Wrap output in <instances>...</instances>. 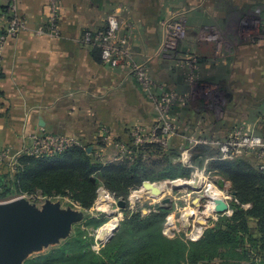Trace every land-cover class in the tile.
Listing matches in <instances>:
<instances>
[{
  "label": "crops",
  "instance_id": "crops-1",
  "mask_svg": "<svg viewBox=\"0 0 264 264\" xmlns=\"http://www.w3.org/2000/svg\"><path fill=\"white\" fill-rule=\"evenodd\" d=\"M208 1V18H191L188 38L162 50L164 33L156 20L167 7L159 0H60L57 39L31 28L0 43V149L15 153L26 133L47 130L79 138L90 155L109 154L116 150L108 136L126 148L131 124L153 127L157 99L165 93L174 98L169 115L179 131L186 125V134L224 136L232 120L264 134L253 118L264 109V34L247 35L238 21L233 28L232 13L225 18L218 0ZM250 1L253 10L264 11L258 0ZM10 3L31 26L48 20V0H0V14ZM115 12L124 20L120 34L129 38L134 59L152 78L149 87L129 65L105 64L101 48L84 40L86 31L105 27Z\"/></svg>",
  "mask_w": 264,
  "mask_h": 264
},
{
  "label": "trees",
  "instance_id": "trees-1",
  "mask_svg": "<svg viewBox=\"0 0 264 264\" xmlns=\"http://www.w3.org/2000/svg\"><path fill=\"white\" fill-rule=\"evenodd\" d=\"M1 14L10 15V8ZM0 75L2 78V71ZM1 162L0 197L40 186L46 194L70 191L84 207L95 203L98 180L92 174L96 172L113 182L110 188L118 190L117 196L121 194V184L139 186L145 179L136 176L141 162L135 161L131 167L105 165L97 162L85 145L39 156L22 154L14 167L6 160ZM216 165L232 181L239 205L231 216L221 217L208 227L198 240H185L182 234L168 236L164 231L166 209L146 217L125 209L119 231L101 252L91 249L79 230L47 253L27 259L25 264H242V260L264 264V172L249 156L219 160ZM244 203L251 206L242 207Z\"/></svg>",
  "mask_w": 264,
  "mask_h": 264
},
{
  "label": "built area",
  "instance_id": "built-area-1",
  "mask_svg": "<svg viewBox=\"0 0 264 264\" xmlns=\"http://www.w3.org/2000/svg\"><path fill=\"white\" fill-rule=\"evenodd\" d=\"M49 15L47 22L38 27L33 28L37 34L49 33L51 37L60 36V30L57 28V22L59 20V0H48ZM9 8L11 10L10 15L1 14L0 20L2 22V27L0 28V43L3 44L9 37L17 36L20 32L24 30H29L32 27L28 24L27 20L19 15L16 4L10 3ZM169 18L163 23L164 31V41L161 45L162 50H168L169 48H174L179 41L185 40L189 36V29L187 25V20L184 16L174 18ZM124 25V20L118 13H112L108 17L107 25L103 28L97 30H88L85 33V42L91 45H97L101 48L102 58L105 64L113 67H117L123 64H127L131 67L134 76L145 86L149 87L152 84V78L148 73L146 66L142 63L137 62L134 59L133 48L130 44V40L127 36L120 34ZM0 73H1V62H0ZM1 81V75H0ZM174 103V98L171 94H162L157 99V105L159 108V118L155 125L148 129L146 126L139 124L131 127V143L129 146L126 144L118 143L116 140L109 138L108 141L110 145H115L111 154L115 160H121L123 157L125 159H132L136 156L135 151L140 148V145L144 143L156 142L162 146H168L169 140L172 136H177L179 131V126L174 117L170 116V109ZM185 139H188L189 148L185 150L187 155L185 156L186 161L191 164L192 153L188 150L197 146H208L215 148L217 150V159L221 161L234 160L242 156H249L255 160L258 168L264 172V134L254 132L247 129L244 126H236L231 128L230 132L224 136H218L215 134H207L204 132L192 135H185ZM24 146L15 153H10V150L4 149L0 151V161H8L11 167L17 164V159L22 154H34L42 155L46 153H55L64 151L74 145H82L79 138L61 132H52L47 130L29 132L24 135ZM129 144V142H128ZM184 154V153H183ZM216 159V157L206 158V162L203 167H197L195 171L192 172L190 177L192 180H196L198 184L196 185H186L193 187L209 186L205 192L208 199L202 201V197L198 198V203L192 208L185 209L181 216H177L176 212H168L165 215V233L173 237L180 232H184L192 240L199 239L209 224L211 215L213 217L214 223L217 222L219 216L221 215L218 210H211L209 207L212 202V189L219 191L221 196L224 197L226 201V195L223 190H218L216 183L206 176L205 171L208 170L206 164L211 160ZM214 170H218L215 168ZM211 171V170H210ZM200 173L202 178L197 175ZM183 177H174L160 180L145 179L142 183L137 186L136 193L132 197L131 201L127 202V207L125 209L131 212H139L141 217H146L152 213L161 212L165 209V205L162 203L157 206L143 207L137 206L136 203L143 199L149 198L155 201H161L162 199H169L173 201L175 198L173 193L178 191L179 188L184 187L176 185V182ZM219 178L216 179V181ZM225 179V178H224ZM146 182H149L151 186H148ZM228 181L225 179V184L223 188L228 191ZM154 188H158L160 193L154 191ZM98 201H100V196L105 194L109 200V194L106 189L99 186L97 189ZM19 197H25L27 199L31 198L26 194H17L10 197H6L0 201H8ZM122 199V198H120ZM119 199V200H120ZM118 200V201H119ZM196 200V199H195ZM228 205V203H227ZM177 208V206H176ZM229 208V205H228ZM175 210V209H174ZM229 214L232 210L227 211Z\"/></svg>",
  "mask_w": 264,
  "mask_h": 264
},
{
  "label": "rangeland",
  "instance_id": "rangeland-1",
  "mask_svg": "<svg viewBox=\"0 0 264 264\" xmlns=\"http://www.w3.org/2000/svg\"><path fill=\"white\" fill-rule=\"evenodd\" d=\"M163 5L167 7L166 11H164V15L160 17V19H157V23L161 26L162 31H163V23L168 20L169 18H172L173 15H176L178 17L184 16L187 20V25L190 22L191 18H194L193 21L197 23H201L203 19L208 18V15H206V12H208V7L206 6L207 1L204 0H159ZM210 2V0L208 1ZM205 8V9H204ZM19 15L20 12L18 11ZM263 14L264 11L260 9L259 12H256V10H252L251 12L248 13V15L242 14L244 18L249 20V24L244 27L245 34L247 35H256L261 27L260 22L258 23L256 19H254L255 15L258 14ZM261 14V15H262ZM236 12L234 11L231 16V24L232 27L234 26V23L238 21L237 19ZM59 20L57 22V28H59L61 32V5H60V0H59ZM176 16L174 18H176ZM254 16V17H253ZM23 17V16H22ZM242 17V16H241ZM264 17V14H263ZM25 17H23L24 19ZM240 19V18H239ZM252 19L254 20L252 22ZM28 22V21H27ZM47 22V21H46ZM45 22V23H46ZM195 22V23H196ZM45 23H43L45 25ZM29 24V22H28ZM253 24H255V27H253ZM30 25V24H29ZM42 25V24H41ZM158 25V26H159ZM31 26V25H30ZM37 26H31L32 28L35 29ZM189 31H190V26H187ZM218 28V27H217ZM220 30V28H218ZM35 32V31H34ZM164 33V31H163ZM37 34V33H36ZM39 35V34H37ZM190 35V33H189ZM40 36H50L49 33L45 34H40ZM52 38H58L52 37ZM225 96V95H223ZM221 93L217 94L218 98L223 97ZM247 108V107H246ZM171 115V114H170ZM264 116V109L258 108L257 109V114L253 115L254 120L257 122V127L258 129L262 130L264 129V122L261 119ZM253 120V121H254ZM235 120H232L231 123H227L226 126L230 128H235L236 126H242L243 124H237ZM139 125L138 123L131 124V127ZM155 125V124H154ZM153 125V126H154ZM249 125V124H248ZM248 125H246V128H250ZM179 126V125H178ZM244 126V125H243ZM181 127V124H180ZM181 131H184L185 133L181 132L178 133V139H176L173 143V138L172 136L169 140V145L168 146H162L161 144H158L156 142L153 143H144V145L140 146V150H138L137 155L132 158V159H125L123 157L121 160H115V158L112 157L111 154H108V152H103L102 154L95 155L94 157L97 159V162H103L105 165H125L126 167H131L135 161L141 162L142 163V168L138 170L139 172L137 173H131V175H136L137 177L143 176V179H151V180H160V179H167V178H174V177H183V176H191L192 172L197 170V167H203L204 163L206 162V158L209 157H216V159H211L207 164V169L205 171L207 178L210 180H213L214 183H216L218 190H223L225 191L226 197V202L229 205V208L226 210L218 211L221 215V217H228L231 216L234 211L237 209V206L239 205L237 197H236V190L235 187L232 183V181L224 175L219 169L214 170L216 168V162L219 161L217 159V150L215 148H211L208 146H197L194 147L188 152L192 153L191 156V164L189 161H186L185 156L187 153H185V150L189 148L188 145V139H185L183 134L185 135H192L194 133L186 134L188 130L186 129V125L181 127ZM201 129V128H200ZM199 129V130H200ZM251 130V128H250ZM3 149H0V151ZM142 150V151H141ZM184 153V154H183ZM95 160V159H94ZM128 160L127 162H125ZM0 165L3 166L2 162ZM252 166L255 168V165L252 164ZM9 167V166H8ZM6 170H8L7 167H4ZM211 170V171H210ZM95 177L98 180V186H102L106 189V191L109 194V200L107 199L105 194H102L100 196V201H98V194H97V189H96V198H95V203L92 204L90 207H84L82 206L77 200H75L72 197V194L70 191L63 192L61 194H58L56 192L53 193H44L42 188L40 186H34L30 189H25L21 188L18 189L17 191H14L5 197H0V200H3L6 197H10L13 195L17 194H26L31 196L29 200L35 204L38 208L42 209L46 202H52V203H58L61 207L62 210H68V209H74L78 210L81 213L80 218L73 222L71 226V231L67 235H61L58 236L54 241L42 245L40 248L33 249L31 250L25 258V261L31 257L47 253L49 250H51L54 247H57L61 245L63 242L67 241L69 238L72 237V235L76 232L81 230L83 232V238L85 239V242H89L91 249H93L96 252H101L102 249L111 241V239L116 235V233L119 231L121 224L123 222V219L125 217V208H121L118 204V200L120 198L125 199L128 203L131 201L132 197L136 193L137 195V185L136 183H133L129 185V183H124V184H118L114 182L115 184L120 185V193L119 196L116 195V192L110 188L111 184L113 182L110 181L108 178H104L101 176L100 172L95 173ZM217 178H225L228 181V191H226L223 186H220L218 183V180L216 181ZM136 180L135 178H132ZM144 179V180H145ZM209 186H184L182 188H179L178 191L173 193V196L175 197L173 201H169V199H162L161 201H155L153 199H143L136 203V205L143 206V207H150V206H157L159 207V204L162 203L165 205V209L168 212H176L177 216H181L182 212L187 209V208H192L195 206V199H198L202 197V201H206L208 199L207 194H205L207 188ZM242 207L248 208L251 205L249 203H244L242 204ZM177 206V208H176ZM108 208V209H107ZM112 209L114 211V214H111L108 210ZM175 209V210H174ZM232 210V213L229 214L227 211ZM166 213V214H167ZM117 218V224L119 227L118 230H116L114 236L110 239L106 238L104 241L102 240V237L104 234H98L97 233V227L103 225L104 223L110 221L113 218ZM214 220L211 215L209 224L213 225ZM165 226V225H164ZM116 227V228H117ZM209 227V226H208ZM211 227V226H210ZM179 234H182L185 240H192L188 235H186L183 231L180 232ZM88 237V238H87ZM89 241H87V239ZM198 240V239H197ZM231 258V257H230ZM24 261V264H25ZM231 261H234L231 258ZM242 264H249L250 261L247 262V260H242ZM197 264H206L204 262H198Z\"/></svg>",
  "mask_w": 264,
  "mask_h": 264
},
{
  "label": "water",
  "instance_id": "water-1",
  "mask_svg": "<svg viewBox=\"0 0 264 264\" xmlns=\"http://www.w3.org/2000/svg\"><path fill=\"white\" fill-rule=\"evenodd\" d=\"M248 24L249 20L244 17L238 20V26ZM218 183L224 186L225 179L220 178ZM146 184L151 186L149 182ZM154 191L160 193L158 188ZM118 204L121 208L127 207L125 199H120ZM222 210H226L224 205L218 209ZM80 216L78 210H62L58 203L46 202L40 209L25 197L0 201V264H24L31 250L54 241L58 236L67 235Z\"/></svg>",
  "mask_w": 264,
  "mask_h": 264
},
{
  "label": "flooded vegetation",
  "instance_id": "flooded-vegetation-1",
  "mask_svg": "<svg viewBox=\"0 0 264 264\" xmlns=\"http://www.w3.org/2000/svg\"><path fill=\"white\" fill-rule=\"evenodd\" d=\"M252 1H257V0H252ZM250 2H251L250 0H218V5L221 6V8L223 10L222 13H223L225 18L228 17L230 12L233 13L235 11L236 14H238L237 18L239 19V17L240 18H241V16L243 17L242 14L248 15V13L253 10L252 7L254 6V4H251L252 2L251 3ZM258 3H259L258 4L259 6H262V7L264 6V0H258ZM234 8H237V9L234 10ZM261 14L255 15V17L253 16L254 19L257 18L256 21H259L261 24L257 38L261 37L264 34V19H263L264 13L262 15ZM228 20L229 19L222 20V24L225 25L226 23H228ZM253 21L254 20L252 19V22ZM220 33H222V35L226 34L225 31H223V30ZM231 33H234V32H231ZM230 35L233 36V34H230Z\"/></svg>",
  "mask_w": 264,
  "mask_h": 264
},
{
  "label": "bare ground",
  "instance_id": "bare-ground-1",
  "mask_svg": "<svg viewBox=\"0 0 264 264\" xmlns=\"http://www.w3.org/2000/svg\"><path fill=\"white\" fill-rule=\"evenodd\" d=\"M199 178H202L203 176L200 175V173L197 175ZM203 179V178H202ZM198 184V182H196V180H192L190 177H183L180 180H178L176 182V185L178 186H186V185H196ZM212 202L210 203V209L211 210H218L219 208H221L224 205V208H228L227 207V202L224 200V197L221 196L219 191H215L212 189ZM225 192V191H224ZM196 203H198V199L195 200ZM108 209V208H107ZM111 214H114V211L112 209L108 210ZM118 226L117 224V218H113L110 221L104 223L103 225L97 227V233L100 234H104V236L102 237V240L104 241L106 238H108L109 236H111L113 234V232L115 231L116 227ZM110 238V237H109ZM108 238V239H109Z\"/></svg>",
  "mask_w": 264,
  "mask_h": 264
}]
</instances>
